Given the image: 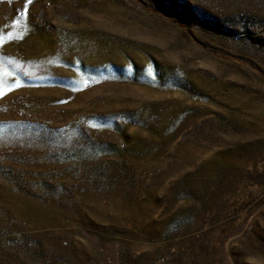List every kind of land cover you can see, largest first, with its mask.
Segmentation results:
<instances>
[{
	"label": "rangeland",
	"instance_id": "374dc122",
	"mask_svg": "<svg viewBox=\"0 0 264 264\" xmlns=\"http://www.w3.org/2000/svg\"><path fill=\"white\" fill-rule=\"evenodd\" d=\"M0 264H264V0H0Z\"/></svg>",
	"mask_w": 264,
	"mask_h": 264
},
{
	"label": "snow or ice",
	"instance_id": "6c2138e0",
	"mask_svg": "<svg viewBox=\"0 0 264 264\" xmlns=\"http://www.w3.org/2000/svg\"><path fill=\"white\" fill-rule=\"evenodd\" d=\"M0 39H2V37H0Z\"/></svg>",
	"mask_w": 264,
	"mask_h": 264
}]
</instances>
